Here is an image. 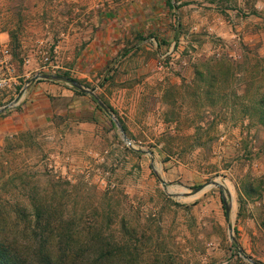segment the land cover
Instances as JSON below:
<instances>
[{
	"label": "rangeland",
	"instance_id": "1",
	"mask_svg": "<svg viewBox=\"0 0 264 264\" xmlns=\"http://www.w3.org/2000/svg\"><path fill=\"white\" fill-rule=\"evenodd\" d=\"M0 47L10 235L36 208L99 228L86 259L264 263V0H0Z\"/></svg>",
	"mask_w": 264,
	"mask_h": 264
},
{
	"label": "trees",
	"instance_id": "2",
	"mask_svg": "<svg viewBox=\"0 0 264 264\" xmlns=\"http://www.w3.org/2000/svg\"><path fill=\"white\" fill-rule=\"evenodd\" d=\"M99 107H101L98 104ZM102 108H104L102 106ZM105 109V108H104ZM16 231H9L0 224V264H114L112 259L97 256L86 259L85 241L81 233L89 228L92 236L100 235L98 227L85 225L79 216L66 212L17 209ZM0 218H3L0 212ZM107 249L112 250V242ZM102 246H99L101 248ZM89 258V257H88Z\"/></svg>",
	"mask_w": 264,
	"mask_h": 264
},
{
	"label": "water",
	"instance_id": "3",
	"mask_svg": "<svg viewBox=\"0 0 264 264\" xmlns=\"http://www.w3.org/2000/svg\"><path fill=\"white\" fill-rule=\"evenodd\" d=\"M38 77L62 78V76L57 75V74L42 73V74H36V75H34V76L32 77V79H35V78H38ZM68 80L71 82L72 85L78 87L80 90L85 91V92L93 93V89H89V88L84 87V86H83L82 84H80L76 79H74V78H68ZM23 89H24V88H23ZM23 89H22V90H23ZM22 90L19 91L18 96L21 94ZM14 100H15V99H14ZM98 102H99V103L105 108V104H104L101 100H98ZM13 103H14V101H11V102H9L8 104H5V105L1 106V107H0V111H2V110H3L5 107H7L8 105H12ZM114 120H115L116 124L119 126L120 131L122 132V136H123L126 140H128V137H127V135H126V133H125V130H124L123 126L121 125V123L118 121V119H117L116 117H114ZM207 183L217 184V183H219V182L216 181V180H210V181L207 182ZM202 186H203L202 184L196 186V187H195V190L200 189ZM224 204H225L226 213L228 214V212H229V207H228V205L226 204L225 200H224ZM231 229H232V226H231V224H229V231H231ZM239 252H241V254H242L245 258H247L249 261H251V262H253V263H255V264H264L263 262H260V261H258V260H255V259L251 258L250 256L246 255V254L243 252V250L240 249V248H239Z\"/></svg>",
	"mask_w": 264,
	"mask_h": 264
},
{
	"label": "crops",
	"instance_id": "4",
	"mask_svg": "<svg viewBox=\"0 0 264 264\" xmlns=\"http://www.w3.org/2000/svg\"><path fill=\"white\" fill-rule=\"evenodd\" d=\"M55 84L53 83H49L48 81L46 80H43V81H39V82H35L33 84H31L30 86H28L26 88V91H25V95H30L31 93L37 97V98H41L43 97L42 96V93L44 91L48 92L50 91L52 88L55 89ZM43 91V92H42Z\"/></svg>",
	"mask_w": 264,
	"mask_h": 264
},
{
	"label": "built area",
	"instance_id": "5",
	"mask_svg": "<svg viewBox=\"0 0 264 264\" xmlns=\"http://www.w3.org/2000/svg\"><path fill=\"white\" fill-rule=\"evenodd\" d=\"M0 51H4V50H2L1 47H0ZM1 83H2V80H0V84H1Z\"/></svg>",
	"mask_w": 264,
	"mask_h": 264
}]
</instances>
